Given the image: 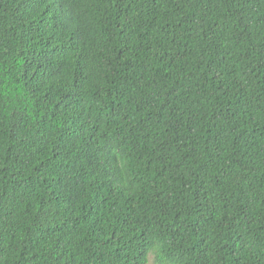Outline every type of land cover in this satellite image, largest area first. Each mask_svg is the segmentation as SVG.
<instances>
[{
    "label": "trees",
    "instance_id": "1",
    "mask_svg": "<svg viewBox=\"0 0 264 264\" xmlns=\"http://www.w3.org/2000/svg\"><path fill=\"white\" fill-rule=\"evenodd\" d=\"M264 264V0H0V264Z\"/></svg>",
    "mask_w": 264,
    "mask_h": 264
},
{
    "label": "rangeland",
    "instance_id": "2",
    "mask_svg": "<svg viewBox=\"0 0 264 264\" xmlns=\"http://www.w3.org/2000/svg\"><path fill=\"white\" fill-rule=\"evenodd\" d=\"M146 264H161L158 261L155 260L154 256L152 253L149 254L148 260Z\"/></svg>",
    "mask_w": 264,
    "mask_h": 264
}]
</instances>
